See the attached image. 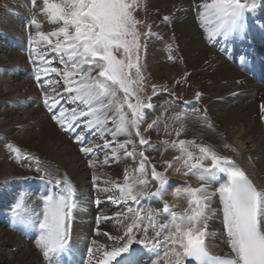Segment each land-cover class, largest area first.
<instances>
[{
    "label": "snow or ice",
    "instance_id": "snow-or-ice-1",
    "mask_svg": "<svg viewBox=\"0 0 264 264\" xmlns=\"http://www.w3.org/2000/svg\"><path fill=\"white\" fill-rule=\"evenodd\" d=\"M260 3L261 0H200L194 6L211 43L217 38L243 39L247 14L255 12ZM31 4L48 24L55 25L43 31V22L33 14L29 25L36 31L28 40L34 78L52 119L67 132L77 133L82 128L74 139L82 145L80 151L86 157L102 151L104 165L122 159L133 162L124 168L122 180H101L93 172L94 189L106 193L105 198L122 210L112 216L96 217L95 235L106 237L107 242L92 239L86 249H74L71 230L74 211L79 207L75 187L67 175L61 178L42 168L38 157L7 145L12 158L18 163L27 161L24 166L34 168L36 178L42 182L36 206L21 191L11 206V217L15 225L36 232L35 246L49 264H62L61 258L71 261L74 256L78 257L74 264H138L134 255L139 250L133 245L154 254L152 264H186L188 260L195 264H264V189L258 188L231 157L197 143L195 138L180 139L185 130L181 122L186 118L183 110L170 117L181 122L179 127L174 126L170 132L165 124V132L174 133V138L160 141L165 151L178 155L164 162V171L157 170L146 155L149 149L159 148L140 131L144 110L152 107L151 98L146 101L142 95V40L153 35L150 26L143 33L139 30L142 22L135 12L142 0H42L39 4L31 0ZM164 20L167 22L169 17ZM171 50L169 45L170 60L174 59ZM50 53L54 54L52 59ZM54 61L60 66H54ZM152 88L155 92L156 86ZM196 96L198 99L200 93ZM261 113L264 120V104ZM198 119L202 127L213 129L206 117ZM158 124L159 118L148 124L146 131ZM86 133L97 135L103 143L89 141L88 146H83ZM223 147L235 151L227 143ZM99 163L89 160L88 166L96 169ZM174 164H180L175 169L177 174L194 177L198 182L193 186L186 180L172 191L175 200L185 203L180 210L163 199L169 185L166 173ZM101 183L105 186L100 187ZM153 184L155 190L151 188ZM213 185L214 192L210 191ZM212 196L219 197L228 249L220 254L210 253L206 243ZM153 199L162 207L142 203ZM101 203L97 197L96 204ZM106 221L114 222L118 235L100 229L99 225Z\"/></svg>",
    "mask_w": 264,
    "mask_h": 264
},
{
    "label": "bare ground",
    "instance_id": "bare-ground-1",
    "mask_svg": "<svg viewBox=\"0 0 264 264\" xmlns=\"http://www.w3.org/2000/svg\"><path fill=\"white\" fill-rule=\"evenodd\" d=\"M199 3L200 0H143L146 28L148 30L150 26L153 33L145 39V55L148 59L146 64L156 76L157 74L162 75V79L166 80L165 73L168 77L170 74L172 77L171 90L181 95L177 99L166 98V96H171L170 94L153 97L150 101L152 107L148 112L158 111L161 116V125L173 121L170 117L183 110L186 118L181 122L185 125V130L180 139L195 138L197 143L210 145L221 155L231 157L258 188L264 189V120L261 119L264 85L240 72L220 52L221 48L229 50L232 43L236 49H242L247 44L246 40L249 39L236 42L232 37L227 40L217 38L210 43L197 19V9L194 5ZM164 17H169V20L166 22ZM8 24H11V27ZM246 24V28L254 35L253 39L256 37V30L259 33L264 32V0H261L255 12L247 14ZM18 26L17 20L0 21V28L11 31L13 35L6 31L3 32L8 36H13L14 39L13 43L8 45L12 49L7 53V59L0 61V67L13 71L16 79L19 80L13 92L22 90L21 94L17 95L10 91L3 93L1 98H8L13 103L28 106L24 117L12 119L13 110H6L3 119H0L2 120L0 123V264H49L35 246V241L29 232L13 223L11 206L19 193L26 192L29 203L35 207L34 202L40 195L42 182L36 178L38 173L34 168L30 170L24 166L28 163L27 161L18 163L12 159V154L7 149L8 143L15 145L22 152L38 157L41 167L53 175L61 178L67 175L75 187L79 207L74 211L71 230V246L74 249H86L92 239L107 242L106 237L95 235L97 228L95 217L102 214L112 216L111 212L115 209V205L94 189L93 172L95 171L101 180H122L124 168L132 165L133 162L131 159H122L119 163L111 162L104 165L103 160L100 161L97 158V153L86 157L80 151L81 147L77 149L69 139L72 132L62 130L52 119V113L43 103L41 88L39 89L38 82L34 78L32 68H35V65L29 59V51L27 55L14 48L15 44L18 47H24L23 38L17 40L14 36V34L16 37L21 36V34L18 35ZM8 36L6 41H9ZM227 41H230L228 45ZM169 45L172 49L171 55L174 57L171 60L169 59ZM197 93H200L198 99ZM165 113L171 116H166ZM198 117H206L213 125V129L202 127V122ZM173 122V126H180L181 122ZM152 133L156 136L158 131ZM107 139L112 138L109 136ZM153 139L156 140V138L151 139L152 144L162 151L164 146L160 141H152ZM224 143L231 145L235 151L225 149ZM159 151L149 149L146 155L150 158V162L160 170L161 166L155 158ZM173 155L176 156L178 153L175 152ZM89 160L100 163L96 169H92L88 166ZM177 167H180V164H174L168 170L169 184L180 185L190 178V183L197 186L198 182L194 177L177 174L175 172ZM104 186L103 183L100 184V187ZM215 187L216 185H213L210 191L214 192ZM175 188L177 186L174 190ZM97 197L104 199L102 204L108 201L107 206L102 208L101 204L97 205ZM163 199L176 206L177 210L185 207L184 201L175 200L172 195L166 196L165 194ZM142 203L145 206L151 205L153 208L162 207L156 199L144 200ZM209 203V217L210 215L212 217L208 220L210 235L206 243L210 251L220 254L228 249L225 243L219 197L212 196ZM214 205H218L217 211H214ZM99 227L102 231L112 235L119 234L116 227L111 228L106 222L101 223ZM133 248L144 252L139 245H133ZM145 259H141V263L152 264L155 256L154 254L149 255Z\"/></svg>",
    "mask_w": 264,
    "mask_h": 264
},
{
    "label": "rangeland",
    "instance_id": "rangeland-1",
    "mask_svg": "<svg viewBox=\"0 0 264 264\" xmlns=\"http://www.w3.org/2000/svg\"><path fill=\"white\" fill-rule=\"evenodd\" d=\"M39 2H40V0H38V4H39ZM41 2H42V0H41ZM33 9L34 8H33L32 4H31V0H23V1L22 0L21 1L20 0L19 1L18 0L17 1L0 0V21H6L7 19H11L12 21L17 20V23L19 25L18 28H17V31H18V35L21 34V36H17L16 37L15 34H14V36H15V39H17V40H22V38H23L24 47L23 48L22 47H18L15 44L14 48L16 49V51H20L23 54L25 52L27 55H28V51H29V44H28L29 35H30V33H34L36 31L35 28H30V25H29V21H30L32 15L33 14H37L38 15V8H36L34 11H33ZM36 10H37V12H36ZM135 16H136V18L138 20H140L142 22V24L140 26V29H139L140 32L143 33L145 31H147V28H146L147 27L146 26L147 25L146 17H145L144 9H143V0H142V6L135 12ZM38 19H40L43 22V28H42L43 31H50L52 28L55 27V25L48 24L46 22V20L44 19V17H42V16L38 15ZM8 25L11 27V24H8ZM3 31L11 33V31H9V30L0 28V61H5L7 59V53L12 49V48L8 47V45L11 44V42L13 43V40H14L12 38L13 36H8L7 33L3 32ZM7 36L10 37L8 39L10 41V43H9V41H6V37ZM19 38H21V39H19ZM142 44L144 46L142 47L141 52H140V57H141L140 63H141V70H142V73H143V76H144L143 92H142V95L144 96V98L148 99V97H150L151 98L150 101H151L153 97H156V96L162 95V94L163 95L164 94H166V95L170 94L171 96H166V98H170V99H177V98L181 97V95H179V93L175 94L171 90L170 82H172L171 81L172 77H171L170 74H169V77H168L167 73H165V75H164V78L166 77V80H165V79L161 78L162 75L159 76V74H157V76H156L155 73H152L149 70V68H148V66L146 64L148 59L146 58V55H145V39L142 40ZM53 56H54V54L50 53L49 54V59H52ZM25 57H26V55H25ZM53 63H54V66H57V67L60 66L55 61ZM32 70H35V68H32ZM16 78L17 77L14 76L13 71L7 70V69H4V68L0 67V114H1L0 115V119L1 118L3 119L6 110L7 111L13 110L14 113L12 114V117H11L12 119H14L16 117H20V116L24 117L25 114H26V111H28V106L27 105L20 104V103H13L8 98H1V94L9 92V91L12 92V94H14V95L15 94L16 95L17 94H21V92H22L21 89L19 90L20 92L16 91V90H14V92H13V89L16 88L15 84H17V82L19 81ZM52 78L53 79H57V77H55V76H53ZM153 85L156 86V91L155 92H153V88H152ZM39 89H40V87H39ZM57 90L59 91L60 89H57ZM61 104H64V101H61ZM64 106L72 107L73 105H64ZM149 109L150 108H146L144 110V122L141 123V125H140V131H141L142 135L144 136V138L145 139H150V140L153 137L156 138V140L153 139L152 141H154V140L155 141H161V140H164L166 138L168 140L173 139L174 138V133L172 135L166 134V132L164 130L165 129V124H161L160 125L161 116L158 114V111L155 112V113H149L148 112ZM165 115L169 116L170 114L168 115V113H165ZM158 118H159L158 126L156 128H153L151 130L146 131L148 124L153 123V121H156ZM1 121H0V123H2ZM168 123H170V124H168ZM168 123H166V124L168 125V129L171 132L172 128L174 127L173 126L174 122L173 121H169ZM160 126H161V128H160ZM152 130H154V131H152ZM156 130L158 131V134L155 136L152 132L156 133ZM80 131H82V129ZM164 135L165 136L167 135V137H164ZM74 137L75 136H73L72 138L69 137V139L72 140L73 144L78 149L82 145H80V143H77L75 141ZM160 138H162V139H160ZM89 141L92 144H102L103 143V141L100 140L97 135L93 134V136H91V135L89 136V138L87 139V142L83 146H87ZM8 144H10V142ZM76 144H78V146ZM174 153L175 152L172 151V150L165 151L164 147H163L162 151H159L158 153H156L155 158L158 161L159 165L161 166L160 167L161 169L160 170L157 169V170L164 171V162L172 160V158L174 157V155H173ZM97 154L99 155V156L97 155V158L100 161L104 160L103 159L104 158V153L102 151L97 152ZM166 175H167V178L170 176L168 174V171H167ZM4 176H6V175H4ZM187 181L191 182L190 178ZM183 183L184 182H182V183H180V185H176V186L177 187L181 186V185H183ZM176 186H172L171 184H169L168 187H167L166 196H171V193H169V192L173 191L174 187H176ZM151 187L154 188V184L151 185ZM154 190H155V188H154ZM18 191H19V189H18ZM99 193L103 195V198H105L106 195H107L106 193L98 192V194ZM103 200L104 199H101V201H103ZM107 204H108V201L106 202V204H102L101 203V205L103 206L102 208H104V206L106 207ZM109 205H110V203H109ZM213 207L215 208L214 211L218 210V205L217 206L214 205ZM117 209L118 210H122L121 208H118L115 205V209L113 210V212H111V214L114 213L115 211H117ZM101 214H102V212H101ZM210 217H212V216L210 215ZM95 221H96V217H95ZM106 223H107V225L109 224L111 228L115 227L113 221L112 222L111 221H106ZM26 232H28V230H26ZM33 241H35V238H34ZM141 264H143V263H141Z\"/></svg>",
    "mask_w": 264,
    "mask_h": 264
}]
</instances>
